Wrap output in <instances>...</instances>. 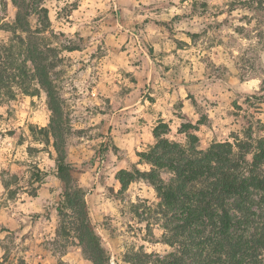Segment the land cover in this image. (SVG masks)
I'll list each match as a JSON object with an SVG mask.
<instances>
[{
	"label": "rangeland",
	"instance_id": "rangeland-1",
	"mask_svg": "<svg viewBox=\"0 0 264 264\" xmlns=\"http://www.w3.org/2000/svg\"><path fill=\"white\" fill-rule=\"evenodd\" d=\"M26 4L0 0V50L11 49L4 64L28 73L9 82L4 77L0 84L6 86L0 89V264H93L68 224L72 213L58 174L55 131L71 165L70 186L82 190L110 264H131L130 254L140 250L172 251L163 241L165 218L155 186L135 174V168H152L140 154L156 140L147 150H133L132 138L118 143L107 127V54L115 61L118 53L123 57L121 69L108 78L125 79L130 94L139 80L136 71L151 61L161 64L155 53L182 49L168 59V74L184 79L181 89L194 107L185 122L199 147L243 143L249 136L264 140V8L253 0ZM18 16L28 32L18 28ZM29 43L44 49L58 114L22 54ZM141 89L149 97L148 87ZM137 115L129 111L127 117ZM183 123L169 137L187 143L186 133L179 132ZM122 170L135 175L127 186L120 181ZM161 176L168 181L172 174L163 170Z\"/></svg>",
	"mask_w": 264,
	"mask_h": 264
},
{
	"label": "trees",
	"instance_id": "trees-1",
	"mask_svg": "<svg viewBox=\"0 0 264 264\" xmlns=\"http://www.w3.org/2000/svg\"><path fill=\"white\" fill-rule=\"evenodd\" d=\"M26 1L15 0L24 8L28 6ZM253 1L264 8V0ZM16 23L19 29L28 32L20 16ZM10 50L8 47L0 50V84L4 77L9 82L20 75L28 76L24 68L4 64ZM22 54L33 63L34 76L46 88L51 107L58 114L56 86L49 76L44 49L39 44H24ZM191 127L188 122L183 123L179 132L186 133L188 138L183 143L169 137L171 127L167 122H159L153 129L155 144L140 154L152 168L148 171L135 168L137 177L155 186L161 199L160 213L165 218L163 241L173 250L163 255L140 250L130 254L132 257L127 262L264 264V140L254 141L249 136L243 143L215 142L201 149L198 137L188 132ZM54 134L58 174L65 185L66 203L72 213L68 224L87 259L93 264H110V255L88 217L82 190H73L70 186L71 165L66 161L59 135L56 131ZM163 170L172 174L168 181L161 176ZM134 179L133 173L121 171L123 186ZM59 211L64 214L63 209Z\"/></svg>",
	"mask_w": 264,
	"mask_h": 264
},
{
	"label": "crops",
	"instance_id": "crops-1",
	"mask_svg": "<svg viewBox=\"0 0 264 264\" xmlns=\"http://www.w3.org/2000/svg\"><path fill=\"white\" fill-rule=\"evenodd\" d=\"M112 37L109 34L107 39H112ZM120 39H125V37L120 36ZM155 45L160 49L161 43H155ZM181 50L178 49L174 53L169 50L155 53V56L158 57L156 59L161 60V64L151 61L147 64V68L143 65V70L136 71L139 80L135 84L136 88L130 94L127 93L124 86L125 79L120 78L112 81L108 78V72L114 73L121 69L120 63L123 57L118 53V61H115L111 59L112 53L107 54V127L111 129L117 142L122 137L126 140L132 138L133 150H147L154 143L153 129L159 122H167L172 128L178 127L180 123L189 119L192 120L194 116L192 100L181 89V86L184 85L181 81L184 79H174L168 74L173 73V68L167 67L168 59ZM144 54L150 57L147 52ZM176 84L177 87H175ZM142 87H148L149 97L139 94L143 91ZM110 105L112 108H109ZM178 107L181 110H178ZM129 111H136L140 115L135 116L134 120L129 119L127 117ZM111 116L112 120H109ZM126 121H130V123L127 124ZM131 121H135V123L132 128H129Z\"/></svg>",
	"mask_w": 264,
	"mask_h": 264
}]
</instances>
